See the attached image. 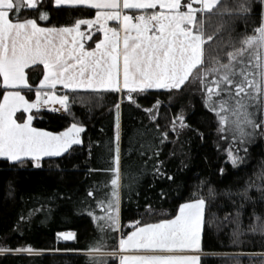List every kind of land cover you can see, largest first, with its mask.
<instances>
[{
  "label": "snow or ice",
  "instance_id": "obj_1",
  "mask_svg": "<svg viewBox=\"0 0 264 264\" xmlns=\"http://www.w3.org/2000/svg\"><path fill=\"white\" fill-rule=\"evenodd\" d=\"M255 2L260 23L251 34L245 32L234 39L231 36L233 24L237 18L251 15L253 0H232L231 5L228 0H52L55 8L95 9L94 16L75 19L71 25L59 27L38 23L50 21V13L42 9L43 0H0V86L5 89L0 99V158L17 169L41 168L46 157H61L73 145L83 144L81 133L86 126L82 122H73L60 132L37 128L33 126L37 118L33 109L59 103L61 108L53 107L52 111L63 110L75 121L72 106L75 94L81 91L97 95L121 93L123 99L140 107L136 99L140 93L153 89L180 92L189 84L199 82L203 103L217 118V133L231 132V143L225 150L227 160L234 168L240 166L245 159L240 153H247L244 145L256 136H264V0ZM23 8H33L39 15L21 18ZM214 16L219 17L220 22L209 32L207 22ZM110 22H116V26H111ZM82 26L86 30H82ZM92 29L97 33L96 39H93ZM99 33L103 34L102 38ZM88 41L95 46H87ZM213 44L216 47H211ZM35 65L43 66V78L34 88L29 83L27 69ZM57 85L62 86L64 94H56ZM24 89L34 90L35 99L27 97ZM160 104L157 99L153 108L145 109L150 120L156 119ZM113 107L114 146H107L109 166L102 170L110 174L111 191L104 194L105 199L95 201L106 214L101 217L92 213L95 220L103 221L97 224L100 237L86 252L52 251L73 256L86 254L89 264H108L109 258L112 264H200V255L185 254L202 251V234L212 222L206 219L208 200L200 192L195 194L196 198L179 204L172 218L143 224L134 221L133 231H122L120 103ZM229 124L230 129L226 127ZM156 128L159 129L158 124ZM184 129L203 137L199 129L185 123L181 113L174 118L171 130L179 137ZM159 135L163 144L168 134L160 132ZM160 151L159 146L152 147L154 157L158 158ZM181 166H185L183 161ZM50 167L60 170L58 164ZM219 171L223 173L224 169ZM153 172L169 181L174 179L167 174L162 160L157 159ZM125 175L130 180L138 179L131 172ZM204 184L201 180L199 187ZM103 186L106 185L100 187ZM9 187L11 189V185ZM124 187L131 197L133 184ZM253 187L260 191V203H264V185L248 184L241 191L242 199L256 203L248 196ZM94 195L92 190L87 192L88 197ZM208 196H214L211 186ZM37 211H43V206L32 209L27 220ZM145 211L154 213L147 204ZM239 215L237 210L236 216ZM253 215L257 221L261 220L255 212ZM20 220L25 217L22 215ZM260 230L264 231V227ZM57 236L63 241L77 239L74 231L60 232ZM109 239L116 242L115 247L108 246ZM41 251L31 246L0 245V254ZM241 255L264 256V253Z\"/></svg>",
  "mask_w": 264,
  "mask_h": 264
},
{
  "label": "trees",
  "instance_id": "obj_2",
  "mask_svg": "<svg viewBox=\"0 0 264 264\" xmlns=\"http://www.w3.org/2000/svg\"><path fill=\"white\" fill-rule=\"evenodd\" d=\"M231 2L228 0L229 5ZM42 9L50 13V21H38L43 26L71 25L75 19L95 15V9L90 7L55 8L52 0H43ZM20 15L21 18H34L39 12L23 8ZM219 22L220 18L214 16L207 22L208 31L212 32ZM259 23V7L253 0L251 15L235 20L231 36L238 39L245 32L251 34ZM92 34L96 39L97 33L94 31ZM98 36L102 38V33ZM227 38L225 35L224 39ZM87 46L95 45L88 41ZM42 69V65L27 69L29 83L34 88L43 78ZM4 90L0 86V99ZM23 92L30 99L35 98L34 90L24 89ZM123 96L114 92L97 95L81 91L75 94L72 106L75 121L65 112L57 114L50 109L33 111L37 117L33 125L53 132L62 131L73 122H82L86 126L82 132L83 144L73 145L61 157L45 158L41 168L17 169L0 158V245L12 248L31 246L42 250L39 253H3L0 254V264H89L86 254L73 256L57 254L52 250L86 252L88 246L100 237L92 213H105L95 201L105 199L104 194L111 191L108 183L110 174L102 170L109 166L107 146H114L116 127L113 106L118 102L122 231H132L134 221L143 224L170 219L179 204L196 198L195 194L200 192L208 200L206 219L212 221L203 232L200 264H264V256L241 255L264 253V231L260 230L264 227V203H260V191L255 187L248 191L255 204L241 196V191L250 183L264 185V139L253 143L250 162L234 168L217 147V124L213 114L204 106L195 83L180 92L155 89L140 93L136 97L140 107L126 101ZM169 96H172L171 100ZM157 99L161 104L153 121L145 109L153 108ZM181 113L185 123L203 133L202 138L190 129H184L179 137L176 136L171 126L174 118ZM160 132L168 134L163 144H160ZM148 145L160 147L158 158L152 155V147ZM157 159L164 161V169L174 178L172 181L154 175L153 165ZM181 161L185 166H181ZM56 164L60 170L50 167ZM221 168L223 173L219 171ZM126 172H131L138 179L130 180ZM201 180L205 181L202 188L199 187ZM129 183L134 186L131 197L124 187ZM209 186L214 189L211 198L208 196ZM89 190L95 193L94 197L87 196ZM146 204L154 210L153 214L145 211ZM241 204L243 207H240ZM41 206L43 211H37L31 220H27L32 209H40ZM237 210L239 217L236 216ZM253 212L261 217L260 221L256 220ZM22 215L25 220H20ZM253 228L256 230L253 231ZM65 231L76 232L77 239H58L57 234ZM234 240L237 242L234 243ZM107 244L115 247L116 242L109 239ZM223 253L229 255H221ZM108 264H112V258H109Z\"/></svg>",
  "mask_w": 264,
  "mask_h": 264
},
{
  "label": "rangeland",
  "instance_id": "obj_3",
  "mask_svg": "<svg viewBox=\"0 0 264 264\" xmlns=\"http://www.w3.org/2000/svg\"><path fill=\"white\" fill-rule=\"evenodd\" d=\"M95 31V29H93L92 30V33ZM102 36H103V34H102ZM211 79H212V77L211 76H209L208 77V80L209 81H211ZM197 86H198V91H199V93H200V95L202 96V101H203V93L201 92V84L199 83V82H196L195 83ZM45 92H47L48 90H44ZM57 94V93H56ZM57 95H59V94H57ZM35 99V98H34ZM33 99V100H34ZM204 104V103H203ZM205 106V105H204ZM53 107H55V108H61V106L59 105V103H56V104H54V105H52V106H50V107H44V108H41V109H39V110H44V109H52ZM34 110V109H33ZM36 110V109H35ZM62 113H64V111L63 110H61V114ZM213 114V113H212ZM213 118H214V120H215V122H216V124H217V127H218V123H217V118H216V116H215V114H213ZM71 124H69L67 127H69ZM66 127V128H67ZM228 129H230L231 128V124H229V125H227L226 126ZM63 131V130H62ZM60 132V131H59ZM216 134H217V139H216V142H217V147L219 148V150H220V152L221 153H223L224 155H225V159H226V161L227 162H229L228 160H227V155H226V149H227V147L229 146V144L231 143V140H230V136H231V132H230V130L229 131H227V132H225V133H217V130H216ZM225 136H227L228 138L227 139H225V138H223V137H225ZM260 138H263L264 139V136H256L250 143H248V144H246V145H244V147H246L247 148V153H244V152H241L240 153V155L241 156H244L245 157V159H244V163L243 164H246V163H248V162H250L251 161V148H252V145H253V143L255 142V141H257L258 139H260ZM81 139H82V133H81ZM234 151H235V149H233ZM230 163V162H229ZM231 164V163H230ZM243 164H241V165H243ZM240 165V166H241ZM239 167V166H238ZM237 168V167H236ZM106 213H102V214H99V213H95V215L96 216H101V217H103L104 215H105ZM92 217H93V221H94V223H96V224H98V222H101V221H97V220H95V217L92 215ZM24 253H26V252H24ZM33 253H36V252H33Z\"/></svg>",
  "mask_w": 264,
  "mask_h": 264
},
{
  "label": "crops",
  "instance_id": "obj_4",
  "mask_svg": "<svg viewBox=\"0 0 264 264\" xmlns=\"http://www.w3.org/2000/svg\"><path fill=\"white\" fill-rule=\"evenodd\" d=\"M110 25L111 26H116V22H110ZM82 30H86L85 29V27L84 26H82ZM93 30V29H92ZM91 30V31H92ZM31 67V66H30ZM44 90H48V89H44ZM153 90H155V89H153ZM56 93L57 94H59V95H61V94H64V92H63V88H62V86L61 85H57L56 86ZM52 108V107H51ZM37 110V109H36ZM44 110H46V109H44ZM33 111H35V109L33 110ZM34 126V125H33ZM35 127V126H34ZM47 158V157H46ZM134 230V229H133ZM132 230V231H133ZM202 239H203V234H202ZM202 243V242H201ZM130 254H136V253H130ZM185 254H198V255H202L203 254V249H202V251L201 252H198V253H185ZM200 263H201V261H200Z\"/></svg>",
  "mask_w": 264,
  "mask_h": 264
},
{
  "label": "built area",
  "instance_id": "obj_5",
  "mask_svg": "<svg viewBox=\"0 0 264 264\" xmlns=\"http://www.w3.org/2000/svg\"><path fill=\"white\" fill-rule=\"evenodd\" d=\"M55 113H57V112H55ZM57 114H61V111H60V112H58Z\"/></svg>",
  "mask_w": 264,
  "mask_h": 264
}]
</instances>
